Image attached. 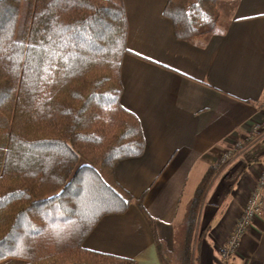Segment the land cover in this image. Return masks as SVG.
Listing matches in <instances>:
<instances>
[{"label": "trees", "instance_id": "obj_1", "mask_svg": "<svg viewBox=\"0 0 264 264\" xmlns=\"http://www.w3.org/2000/svg\"><path fill=\"white\" fill-rule=\"evenodd\" d=\"M219 0H168L178 39L214 29ZM123 0H0V262L133 264L83 243L105 215L136 201L117 162L139 157V117L122 103L128 52ZM211 167L165 264H195ZM161 245V244H160Z\"/></svg>", "mask_w": 264, "mask_h": 264}, {"label": "crops", "instance_id": "obj_2", "mask_svg": "<svg viewBox=\"0 0 264 264\" xmlns=\"http://www.w3.org/2000/svg\"><path fill=\"white\" fill-rule=\"evenodd\" d=\"M123 2L122 103L139 117L146 145L141 156L117 162L115 175L135 200L143 196L152 221L134 201L125 213L103 216L83 245L133 264H165L160 247L174 245L189 202L214 167L195 264H225L221 251L264 174V139L222 162L264 121V0H219L214 29L188 40L176 37L164 14L168 0ZM233 264H264V207Z\"/></svg>", "mask_w": 264, "mask_h": 264}, {"label": "built area", "instance_id": "obj_3", "mask_svg": "<svg viewBox=\"0 0 264 264\" xmlns=\"http://www.w3.org/2000/svg\"><path fill=\"white\" fill-rule=\"evenodd\" d=\"M257 129V130H256ZM255 130L258 135H250L246 141L238 143V146L228 150L222 158V162L229 163L237 159L244 151L257 141L264 139V121L256 124ZM264 184V174L261 176L260 184L256 187L247 202L243 215L239 219L235 229L233 230L227 245L222 249L221 254L225 264H233L234 258L237 256L242 235L252 224L253 220L262 213L264 207V193L262 185Z\"/></svg>", "mask_w": 264, "mask_h": 264}, {"label": "rangeland", "instance_id": "obj_4", "mask_svg": "<svg viewBox=\"0 0 264 264\" xmlns=\"http://www.w3.org/2000/svg\"><path fill=\"white\" fill-rule=\"evenodd\" d=\"M174 245H172V247H169V248H164V253L166 254L167 258L172 259L174 257V252H173L174 251ZM171 261H172L171 263L174 264V259ZM16 263H18V260L13 259V258H9V259H6V260L0 262V264H16Z\"/></svg>", "mask_w": 264, "mask_h": 264}]
</instances>
